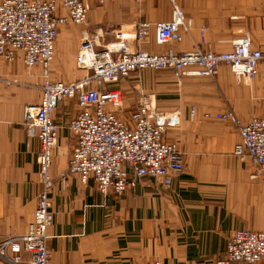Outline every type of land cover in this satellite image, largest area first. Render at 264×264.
<instances>
[{"label": "crops", "instance_id": "obj_1", "mask_svg": "<svg viewBox=\"0 0 264 264\" xmlns=\"http://www.w3.org/2000/svg\"><path fill=\"white\" fill-rule=\"evenodd\" d=\"M85 3L89 11L85 25L69 23L60 29L51 69L53 81L73 83L89 74L78 64L84 29L93 34L150 23V36L140 47L152 54L190 52L203 37L205 49L226 53L244 31L252 47L264 52V0ZM175 6L192 28L182 43L160 46L155 25L171 21ZM99 37L113 41V35ZM135 46L132 42L131 47ZM0 77L2 242L26 232L43 190L40 143L29 137L24 119L26 106L41 101L44 78L41 68L29 70L21 57L11 64L1 61ZM116 87L123 93L124 118L137 108L143 94L156 97L160 112L181 113L180 127L167 139L182 152L184 172L170 189L144 178L122 197L103 195L93 180L83 185L77 176L61 178L75 146L68 123L79 108L75 101L60 103L54 114L61 129L51 171L55 188L49 196L54 215L49 229L50 264H224L227 243L236 232H264V177H257L250 162L234 155L240 142L238 128L216 115L232 112L247 123L264 114V61L253 80L222 65L215 78L145 70Z\"/></svg>", "mask_w": 264, "mask_h": 264}, {"label": "built area", "instance_id": "obj_2", "mask_svg": "<svg viewBox=\"0 0 264 264\" xmlns=\"http://www.w3.org/2000/svg\"><path fill=\"white\" fill-rule=\"evenodd\" d=\"M88 12L85 0H0V62L11 64L21 57L29 70L41 68L44 78L41 101L26 106L24 119L29 137L40 143L38 165L43 190L26 232L0 242L3 264H50L49 229L54 215L50 212L49 196L55 188L51 171L61 129L54 114L60 103L75 101L79 108L68 123L75 146L68 170L61 178L77 176L83 185L93 180L100 193L116 197L135 189L144 178H152L170 189L185 166L182 152L167 139L172 130L180 127L181 113L160 112L156 97L143 94L137 108L124 118L121 114L124 97L116 85L145 70H169L178 77L187 73L215 78L222 65L237 76L253 80L264 61V52L252 47V40L244 31L239 32L240 38L226 53L205 49L203 37L202 43L190 52L170 50L152 54L140 47L149 38L152 25L139 22L134 29L93 34L82 30L78 64L89 74L73 83L53 81L51 69L61 27L69 23L85 25ZM191 28L192 24L175 6L171 21L155 25L156 42L160 46L182 43ZM99 35H113V41L104 42ZM6 83L11 85L9 81ZM216 118L238 128L240 142L234 155L250 162L257 177H264V114L247 123L232 112L218 114ZM223 263H264V232H236L227 243Z\"/></svg>", "mask_w": 264, "mask_h": 264}, {"label": "rangeland", "instance_id": "obj_3", "mask_svg": "<svg viewBox=\"0 0 264 264\" xmlns=\"http://www.w3.org/2000/svg\"><path fill=\"white\" fill-rule=\"evenodd\" d=\"M109 30V29H108ZM112 29H110V31H111ZM107 30H105V32H106Z\"/></svg>", "mask_w": 264, "mask_h": 264}]
</instances>
